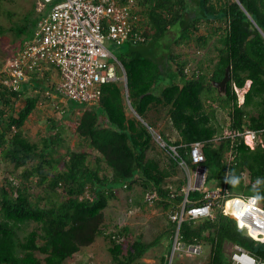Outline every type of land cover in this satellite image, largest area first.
I'll return each instance as SVG.
<instances>
[{"label":"trees","instance_id":"obj_1","mask_svg":"<svg viewBox=\"0 0 264 264\" xmlns=\"http://www.w3.org/2000/svg\"><path fill=\"white\" fill-rule=\"evenodd\" d=\"M120 2L127 4L128 0ZM133 2L144 40L125 41L128 49L118 58L125 69L133 109L151 127L158 124L152 113H164L169 127L177 132L171 142L164 140L177 146L181 158L191 165L187 151L191 143L202 142L204 165L217 169L206 175L207 181L227 187L232 194L254 197L258 192L262 198L257 201L264 207V184H247L241 174L244 172L251 181L264 178V148L258 145L252 149L230 138L213 141L215 135L223 134V127L216 122L217 107L227 109L231 130L264 129V0ZM174 23L180 24L174 44L193 39L201 47L222 31L214 44L209 68H201L199 63L184 58V52L164 43ZM228 66L230 78L220 92L214 82L224 77ZM185 67L189 72L184 71ZM167 74L169 82L159 89ZM4 75L0 73V161L7 165L9 176L0 182V264H64L104 234L103 211L109 200L116 198L119 185L128 189L139 185L143 202L146 191L154 193L153 204L165 211L182 200L185 177L178 159L163 154L148 156L153 147L151 133L128 111L121 83L101 85L96 112L89 115L83 111L75 127L79 144L87 149H67L66 160L61 162L64 169H59L55 166L59 162L54 164L45 147L38 149L35 141L19 132L39 97L25 95V85L15 88V83L3 84ZM247 80L250 84L239 102L237 89L243 88ZM53 90L56 93L55 87ZM16 101L22 106L15 116L12 112ZM92 154L98 164L103 162L111 168L110 175L101 178L97 169L88 166L87 158ZM17 168H22L18 174L14 173ZM178 170L182 173L180 179L175 177ZM229 173L239 177L238 185L225 181ZM33 182L44 190L36 199L29 192ZM247 188L252 194L244 193ZM199 196V191L191 193L194 199ZM30 222L35 226L20 236ZM180 229L185 241L209 245L206 264H231L222 255L226 243L238 244L264 260V243L238 231L236 219L225 208H215L213 219L185 221ZM126 231L123 227L116 233L108 232V249L115 264H135L145 247L153 244L137 248L139 242L135 241L124 250L118 241ZM173 232L174 224L171 235Z\"/></svg>","mask_w":264,"mask_h":264},{"label":"built area","instance_id":"obj_2","mask_svg":"<svg viewBox=\"0 0 264 264\" xmlns=\"http://www.w3.org/2000/svg\"><path fill=\"white\" fill-rule=\"evenodd\" d=\"M45 3H51V8L41 21L39 30L30 41L21 43L0 69V73L5 74L2 83H15V88H18L19 81L24 80L28 71L41 73L47 64L58 72L57 93L82 104L97 103L102 84L121 83L128 111L146 125L156 147L178 159L177 165L185 177L181 187L182 200L167 210L168 221L174 224L168 264H173L176 258L199 256L203 252V242L185 241L180 228L185 221L213 219L215 208H225L235 217L238 231L264 243V207L252 196L246 197L240 192L232 194L227 187L209 184L207 170L201 165L205 160L202 142L191 143L187 151L192 167L181 158L177 146L167 143L158 130L149 126L133 109L128 97L125 69L106 45L108 41L120 45L125 41L144 40L133 0H128L127 4L120 0H43L41 6ZM184 71L189 72L187 67ZM227 138L242 141L252 149L258 145L264 148V129H225L222 135H215L213 141ZM241 174L247 184L256 185V180H248L244 172ZM194 191H199L201 196L192 198ZM154 197V193L146 191L144 202L153 205ZM230 260L232 264H264V260L238 244L232 245Z\"/></svg>","mask_w":264,"mask_h":264},{"label":"rangeland","instance_id":"obj_3","mask_svg":"<svg viewBox=\"0 0 264 264\" xmlns=\"http://www.w3.org/2000/svg\"><path fill=\"white\" fill-rule=\"evenodd\" d=\"M41 2H43V0H0V69L2 68L4 60H7L9 55L12 53L14 54L16 50L21 47V43L23 44L26 40L30 41L33 34L39 30L41 21L51 8V3H45L41 6ZM218 24V22L215 23V25ZM205 27L206 26L202 27L200 32L203 33L204 29H206ZM221 32L222 31H218L216 36L214 35L207 44L201 47L198 46L193 39L189 40V42L187 41L188 43L183 42L180 44H174L172 41L174 38L179 37L180 34V24L174 23L165 35L164 43H168L177 52H184V58H189L193 62L199 63L201 68H209L211 65V59L215 54L214 44L218 43V38ZM106 45L111 53L117 58H119L121 54L125 53L128 49V43L126 42L118 45L112 41H108L106 42ZM197 49H199L198 53ZM165 65L169 69V64ZM30 73L33 75V72ZM33 77L36 82L34 75ZM169 80L170 75H165L160 82V85H158V88L160 89V87L166 85ZM19 84L21 86H26V83L21 80L19 81ZM249 84L250 81L247 80L243 88L237 89L239 102H242L243 95L248 89ZM96 105L97 104L95 103L82 104L67 99L64 106L70 110L78 108L80 110V118L81 113L85 110V114L91 115L95 113L96 110L94 109ZM216 106V104H213V107ZM164 115V113H162V115L152 113L153 121L158 123L154 128L158 130L166 141L171 142V140L176 137L177 132L173 128L169 127L168 121ZM75 118L76 117L72 115L71 120L73 121ZM228 119L227 109L217 107L216 122L223 127V131L227 129ZM49 127L51 128L52 126L48 125V128ZM54 130L55 128L52 129V132H54ZM161 130L162 133L160 132ZM69 134L70 132H66V135H40L39 137L34 138V143L38 149L45 147L44 149L46 153L50 154L49 158L53 160L54 164L56 161L59 162L58 165L55 164V166H58L59 169H64L62 167L64 163L61 162L62 160H66L65 152H67L70 147L74 146L75 143L76 135L74 137V135ZM156 154H163L167 157V154L164 151H161L159 147H156V145L153 144L152 149L148 151V156L156 157ZM87 160L88 166L93 170L97 169L98 175L101 178H103L104 175H110L109 171H111V168L103 162L98 164L94 157H88ZM202 165H204V162ZM6 168L7 165H5V162L0 161V182H2L4 177L9 176ZM9 168H12L11 165ZM21 169L22 168H17L14 173H20ZM216 170L217 169L214 165H210L209 169L207 168V174L212 172L215 173ZM175 177L180 179L182 177V173L178 170ZM34 182V186L29 189L32 199H36L38 195L42 196L44 194V190L40 186H37ZM251 192L252 191L248 188L244 191L246 194H252ZM115 193L116 198L109 200L107 207L103 211V228H105L104 234L97 236L92 244L81 248L77 253L68 258L64 264H115L108 249L111 245L108 238V232L116 233V231L125 225L127 227V231L124 234H120L121 236L119 237V242L123 243L122 246L124 250L126 247H130L135 241L139 242L137 248H141L142 245L146 246L152 242L153 244L151 245L153 246L145 247L144 251L149 248L147 250L148 252L146 251L147 254L151 251V255H156V261L154 264H168L171 252L172 224L168 222L167 210L165 211L162 207L155 204H145L143 202V198H141L143 196L142 188L137 184L133 189L122 188L121 185H119V187L115 189ZM40 205H44V200H40ZM147 216L152 220H146ZM159 223H166L164 230L160 228L158 225ZM34 226V222H30L28 225H25L19 232L20 236L23 235L24 232L32 229ZM156 236L157 238H155ZM231 248L232 244H225V250L222 254L225 260L230 259ZM208 251L209 245L205 243L201 256L179 257L173 260V264H206ZM147 254H145L146 257L148 256ZM141 259L139 260L142 261ZM148 263L149 261L143 264Z\"/></svg>","mask_w":264,"mask_h":264},{"label":"crops","instance_id":"obj_4","mask_svg":"<svg viewBox=\"0 0 264 264\" xmlns=\"http://www.w3.org/2000/svg\"><path fill=\"white\" fill-rule=\"evenodd\" d=\"M33 75L35 76L36 82ZM33 75L32 73L28 72V75L25 76L23 82L26 83V91L23 92L25 93V95H33L39 98L36 102L34 110L27 116V118L19 127V132L22 135L28 137L30 141H35L34 138L39 137L40 135H66V132H70L69 135H74V137L76 135L74 146H72L71 148L76 147L78 148V150L87 149V147H84L85 145L81 146L79 144L80 139L75 132V127L77 125V122L75 121H78L79 119L80 110L78 108H75L74 110L66 108L64 105L67 99L57 93V91L56 93L53 92V88L56 86V83L59 80L57 70L54 67L46 64L44 66L43 72H39V74L33 72ZM36 83L40 85V88H37V86L34 87ZM21 106L22 103L16 101L14 109L15 112H12V114L16 116ZM72 115L76 117L75 119H73L74 122L71 120ZM48 125H51L52 127L48 128ZM54 128L55 130L54 132H52V129ZM93 154L88 157H93ZM147 219L152 220L149 219L148 216L146 217V220ZM158 225L161 229L164 230L166 223H159ZM123 227L127 228L126 225ZM157 236L155 238H157ZM152 246L153 245H151V247ZM146 251H144L142 256L139 258H142V261L138 259L136 263L143 264L148 261V264L155 263L156 255H151V251H149V253L147 254L148 251ZM145 254H147L148 256L146 257Z\"/></svg>","mask_w":264,"mask_h":264},{"label":"clouds","instance_id":"obj_5","mask_svg":"<svg viewBox=\"0 0 264 264\" xmlns=\"http://www.w3.org/2000/svg\"><path fill=\"white\" fill-rule=\"evenodd\" d=\"M5 62H6V60H5ZM5 64V63H4ZM4 66V65H3ZM23 81V80H22ZM248 81H250V80H248ZM243 100V99H242ZM138 119V118H137ZM139 120V119H138ZM147 122V121H146ZM228 126H229V120H228V124H227V129H229L228 128ZM161 135V134H160ZM162 136V135H161ZM163 137V136H162ZM164 139V138H163ZM203 164V161L201 162V165ZM190 166H192V164L190 165ZM204 166V165H203ZM193 167V166H192ZM205 167V166H204ZM206 168V167H205ZM206 170H207V168H206ZM181 171V170H180ZM206 175H207V171H206ZM225 181L227 182V183H230L231 185H233V186H236V185H238L239 184V182H240V179H239V177L238 176H236L234 173H229V174H226V177H225ZM209 184H214L213 182H209ZM262 184H264V178H257V180H256V185L257 186H259V185H262ZM260 198H262L260 195H259V193L257 192V195L256 196H254L253 197V199H260ZM234 217V216H233ZM235 218V217H234ZM251 237V236H250ZM119 242V241H118ZM203 250H204V248H203ZM202 254V253H201ZM201 254L199 255V256H201ZM229 261H230V263L232 264V262H231V260L229 259Z\"/></svg>","mask_w":264,"mask_h":264},{"label":"water","instance_id":"obj_6","mask_svg":"<svg viewBox=\"0 0 264 264\" xmlns=\"http://www.w3.org/2000/svg\"><path fill=\"white\" fill-rule=\"evenodd\" d=\"M229 78H230V67L228 66L226 68L224 77L220 81L214 82V86L217 87V89L220 92L224 91L225 85L229 80Z\"/></svg>","mask_w":264,"mask_h":264}]
</instances>
